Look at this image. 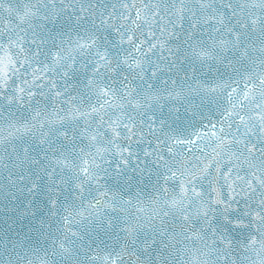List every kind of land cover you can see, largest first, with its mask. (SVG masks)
Here are the masks:
<instances>
[{
	"label": "snow or ice",
	"instance_id": "1",
	"mask_svg": "<svg viewBox=\"0 0 264 264\" xmlns=\"http://www.w3.org/2000/svg\"><path fill=\"white\" fill-rule=\"evenodd\" d=\"M0 264H264V0H0Z\"/></svg>",
	"mask_w": 264,
	"mask_h": 264
}]
</instances>
